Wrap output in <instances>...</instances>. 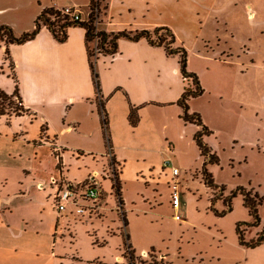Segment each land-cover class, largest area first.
<instances>
[{
    "label": "crops",
    "instance_id": "crops-1",
    "mask_svg": "<svg viewBox=\"0 0 264 264\" xmlns=\"http://www.w3.org/2000/svg\"><path fill=\"white\" fill-rule=\"evenodd\" d=\"M88 3L66 0L62 6L79 8L85 19ZM60 4V0H0V25L20 36L33 28L43 9L63 8ZM107 4L100 30L134 33L166 26L176 45L188 53L187 70L197 76L203 89L201 96L188 101V110L199 114L212 132L203 137L206 144L211 137L225 145L231 141V145L239 144L264 157V0H107ZM9 12L14 15L5 17ZM117 48L112 57L100 56L96 61L98 98L82 28L69 27L62 42L41 28L34 39L10 45L7 60L5 46L0 44V77L9 80L4 84L0 78V90L8 95L13 92L10 64L22 105L29 112L22 117H40L44 122L41 129L46 132L44 141L32 144L11 138L2 124L9 125L10 119L0 117V143H5L0 147V264H57L62 256L57 252L62 244L57 237H64L61 227L76 217L58 215L54 209L57 187L50 180L57 178L56 172L60 177L63 164L68 168L66 178L76 184L92 174L98 179L100 172L105 179L110 154L119 166L120 183L128 162L135 165L134 173L158 172L163 162H172L182 154L177 149L180 143L194 144L193 136L200 127L184 123L175 104L186 87L177 58L166 56L143 39H119ZM97 101L102 102L107 116L109 147ZM150 105L176 108L160 112L155 119ZM130 109L138 115L135 127L128 121ZM70 139L87 140L95 149L80 151L70 145ZM207 145L212 153L214 144ZM54 147L60 155L68 150L78 157L75 162L60 155L57 158ZM89 155H93L92 162H80V157ZM71 168L83 172L71 175ZM183 186H190L188 179L181 180ZM246 191L264 198L258 190ZM103 199L100 216L107 209ZM114 207L120 222L121 210ZM67 208L71 212L72 208ZM224 251L228 264H264V242L248 249L229 240ZM223 253L213 257L219 262Z\"/></svg>",
    "mask_w": 264,
    "mask_h": 264
},
{
    "label": "rangeland",
    "instance_id": "rangeland-1",
    "mask_svg": "<svg viewBox=\"0 0 264 264\" xmlns=\"http://www.w3.org/2000/svg\"><path fill=\"white\" fill-rule=\"evenodd\" d=\"M60 1L61 7H64L62 5L66 0ZM12 14L14 15V12H9L5 17ZM192 60L197 62L196 59ZM0 78L4 84L9 81L6 76ZM149 108L155 119H158L160 112L165 114L166 109L176 108V106L150 105ZM22 116L24 115L10 116L9 125L2 122L4 130L10 133V137L30 144L33 141H44L46 132H43L44 128L41 129L44 126L41 118L32 120V117L27 119ZM159 125L157 124L158 128ZM69 141L70 145L78 146L77 149L80 151L95 149V146L87 140L70 139ZM206 142L214 144L212 153L218 160L216 164L205 166L207 172L211 174L216 189L209 188L204 183V176L201 173L204 158L200 156L197 147L194 144L188 147L180 143L177 149H181L179 151L182 154L173 157L171 164L180 170V176L183 179H188L190 186L179 188L178 212L171 206L173 191L169 177L171 167L164 171L160 168L158 172L134 173L135 165L132 162L126 164L123 179L120 178L121 207L127 222L125 228L122 221L119 222V216L114 207L117 203L112 182L109 178L103 179L101 175H104V172H100L98 182L102 189V196L106 199L102 202H105L104 208H107V213L104 212L100 216L99 210L98 214L90 217L87 215L70 217V220L64 223L61 227L64 237H57L62 243H59L57 249V252L62 255L57 259V264H128L124 257L123 232L128 234V242L132 246L134 256L139 258L135 264H228L225 259L228 254L224 251L226 244L229 240H235L239 245L235 225L239 222L251 221L247 209L242 205L241 194L239 192L233 196L231 194L239 188L264 193V157L242 148L239 144L231 145V141H228L230 145H225L223 140L211 137ZM4 144L0 143V147L4 148ZM64 147L69 149L72 146ZM60 156L61 159L64 156L68 161L74 160V162L78 157L77 153H71L68 150ZM92 156L80 157L79 160L92 162ZM66 170L68 168H65L63 164L62 176L65 178ZM82 172V170L71 168L70 174ZM56 174L58 178V172ZM66 180L70 181L67 178ZM260 185L263 187L261 188ZM213 194L219 195V198L211 201ZM228 197L231 199L230 211H227L224 202ZM257 211L260 223L256 227L242 228L245 240H249L252 233L259 231L263 225L264 198L261 199ZM174 214H178V220H175ZM221 252H224V257L222 256L218 262L213 256ZM191 255H194V260L190 258Z\"/></svg>",
    "mask_w": 264,
    "mask_h": 264
},
{
    "label": "trees",
    "instance_id": "trees-1",
    "mask_svg": "<svg viewBox=\"0 0 264 264\" xmlns=\"http://www.w3.org/2000/svg\"><path fill=\"white\" fill-rule=\"evenodd\" d=\"M108 4L107 0H89L87 9L88 14L84 21L73 20L68 16L62 15L60 11L53 7L43 9L39 15L35 18L33 28L21 34L20 36L14 35L12 29L7 25H0V44L5 46L4 59L7 60L8 47L10 45H19L35 38L38 31L41 28H45L50 32L52 37L58 42H62L66 39V32L69 27H79L84 31V43L88 59V65L91 72L92 82L96 91V96L99 98V80L96 71V61L100 56L112 57L117 52V42L119 39H127L131 41L145 40L150 46L161 48L164 54L168 57L176 56L178 58L179 72L183 80L186 82L180 97L175 104L181 109L179 118L184 123L194 124L200 129L194 134L193 141L196 145L199 154L204 158L201 173L204 176V183L209 188H215L211 174L205 169L206 164H216L218 160L216 156L211 153L210 148L204 142L203 137L209 136L212 132L202 123L199 114L190 113L188 108V101L190 98H196L203 93V89L197 79V76L186 69L187 52L182 46L176 45V40L173 32L166 26L154 27L150 30H141L134 33L131 32H118L107 33L99 29V24L102 22L103 17L106 16ZM10 77L14 83V89L11 94H6L0 90V117H5L6 120L10 116L27 115L29 112L22 105V100L18 93V84L13 73V67L8 65ZM189 85V87H187ZM98 109L100 110V123L102 130L105 134L106 145L109 147V139L106 134L107 129V116L103 112V104L101 101H97ZM128 121L132 127H135L138 123V115L134 109H130L128 114ZM111 172L105 176L112 182V190L116 197L117 208L121 210L120 220L123 223V228L126 227V219L122 212L121 205V188L118 180V171L114 169V160L111 157L109 159ZM113 167V168H112ZM119 170V169H118ZM216 189V188H215ZM239 192L242 196V205L247 209L248 215L251 217L249 222H239L235 225V233L237 235L238 243L240 246L248 249L258 247L264 242V223L260 231L254 238L245 240L243 236L242 228L256 227L260 223L257 207L261 203L260 197L256 194H252L246 191L244 188L237 189L231 195H235ZM219 198V195L213 194L211 201ZM227 211L231 210V199L228 197L224 200ZM222 215V214H221ZM124 243V257L127 259L128 264H135L138 257L134 256L131 244L128 242V234H123Z\"/></svg>",
    "mask_w": 264,
    "mask_h": 264
},
{
    "label": "built area",
    "instance_id": "built-area-1",
    "mask_svg": "<svg viewBox=\"0 0 264 264\" xmlns=\"http://www.w3.org/2000/svg\"><path fill=\"white\" fill-rule=\"evenodd\" d=\"M55 9L60 11L62 15L68 16L73 20L84 21L86 19L81 18L80 10L76 7H63ZM54 154L58 158L60 155V150L54 147ZM109 158H111L110 154ZM169 167H171L170 182H172L173 185V191L171 193V206L175 211L178 212L180 205L179 188L181 187L182 177L180 176L179 169L174 167L169 160L163 162L161 169L164 171L165 169H169ZM114 169L118 171L119 166L115 164ZM62 171L63 170L60 169V177L51 178L50 180V183L57 187V191L54 195V209L56 213L58 215H67L68 213L74 214L75 216L87 215L88 217L93 214H98L100 207L99 203L103 196L97 175L92 174L88 176L83 182L74 184L67 181L62 176ZM109 171L111 172V168H109ZM67 206L72 208L71 212ZM174 218L178 220V214H175Z\"/></svg>",
    "mask_w": 264,
    "mask_h": 264
}]
</instances>
